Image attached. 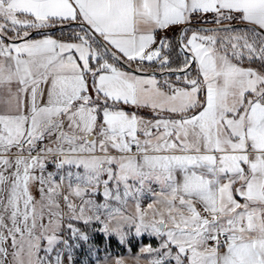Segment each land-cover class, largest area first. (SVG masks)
<instances>
[{
  "label": "snow or ice",
  "instance_id": "1",
  "mask_svg": "<svg viewBox=\"0 0 264 264\" xmlns=\"http://www.w3.org/2000/svg\"><path fill=\"white\" fill-rule=\"evenodd\" d=\"M133 238L264 264V0H0V264Z\"/></svg>",
  "mask_w": 264,
  "mask_h": 264
},
{
  "label": "rangeland",
  "instance_id": "2",
  "mask_svg": "<svg viewBox=\"0 0 264 264\" xmlns=\"http://www.w3.org/2000/svg\"><path fill=\"white\" fill-rule=\"evenodd\" d=\"M96 242L98 244H103V238L102 237H97ZM141 243L143 244H148L151 243L155 246L156 241L154 240H149L147 238H145L143 241H140L138 239H131L130 240V248H131V253L129 254L127 248L125 246L120 245L115 239H113L111 241V245H110V251L112 253V255L115 256H123L126 259V264H133V261L131 259L132 256H135L139 250V247L141 245ZM141 264H147L146 260H142Z\"/></svg>",
  "mask_w": 264,
  "mask_h": 264
},
{
  "label": "crops",
  "instance_id": "3",
  "mask_svg": "<svg viewBox=\"0 0 264 264\" xmlns=\"http://www.w3.org/2000/svg\"><path fill=\"white\" fill-rule=\"evenodd\" d=\"M175 30H177V29H173L172 31H169V32H167V33H160L159 35H167V37L169 38V39H171V35H172V33L175 31ZM54 35V34H53ZM55 36H57V35H55ZM157 76H158V78H160V79H163V77L162 76H160V74H157ZM173 79H174V77H173ZM142 115H148V113H147V111L145 110L144 112H142L141 113Z\"/></svg>",
  "mask_w": 264,
  "mask_h": 264
},
{
  "label": "trees",
  "instance_id": "4",
  "mask_svg": "<svg viewBox=\"0 0 264 264\" xmlns=\"http://www.w3.org/2000/svg\"><path fill=\"white\" fill-rule=\"evenodd\" d=\"M178 33H179V29L175 30V31L172 33V35H171V39L174 40L175 37L178 35ZM52 34L59 36V35H60V32H59V30H57V31L53 32ZM173 66L175 67L176 64H174Z\"/></svg>",
  "mask_w": 264,
  "mask_h": 264
},
{
  "label": "water",
  "instance_id": "5",
  "mask_svg": "<svg viewBox=\"0 0 264 264\" xmlns=\"http://www.w3.org/2000/svg\"><path fill=\"white\" fill-rule=\"evenodd\" d=\"M207 26H211V25H207ZM156 74H159L158 70H157V73Z\"/></svg>",
  "mask_w": 264,
  "mask_h": 264
}]
</instances>
